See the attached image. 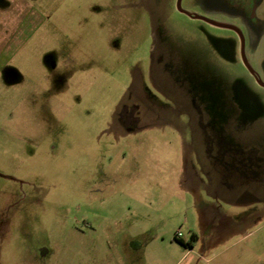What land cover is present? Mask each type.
I'll return each mask as SVG.
<instances>
[{"label":"rangeland","instance_id":"374dc122","mask_svg":"<svg viewBox=\"0 0 264 264\" xmlns=\"http://www.w3.org/2000/svg\"><path fill=\"white\" fill-rule=\"evenodd\" d=\"M175 3L0 0V264H264V204L211 211L264 202V89ZM182 5L264 80V0Z\"/></svg>","mask_w":264,"mask_h":264},{"label":"flooded vegetation","instance_id":"af4514ba","mask_svg":"<svg viewBox=\"0 0 264 264\" xmlns=\"http://www.w3.org/2000/svg\"><path fill=\"white\" fill-rule=\"evenodd\" d=\"M222 3L226 6V9H229V10H233L235 12H237L239 15H241L247 22H248V26H249V29L253 28L255 29V31H258L261 29V22L260 20L258 19L257 17V10H258V7H259V3L261 0H221ZM177 3H178V0H176V9L178 10L177 8ZM182 4H183V0H182ZM182 8H183V5H182ZM184 9V8H183ZM185 10V9H184ZM186 11V10H185ZM178 12H180L178 10ZM182 13V12H180ZM191 13V12H190ZM184 14V13H182ZM194 14V13H192ZM186 15V14H184ZM199 15V14H197ZM188 16V15H186ZM189 17V16H188ZM191 18V17H190ZM194 19V18H192ZM199 20V19H198ZM203 21V20H202ZM216 21V20H215ZM205 22V21H204ZM207 23V22H206ZM224 23V22H223ZM209 24V23H208ZM211 25V24H210ZM233 25V24H231ZM213 26V25H212ZM233 26H236L237 28H239V30L242 32V35L244 37V41H245V45H244V51H245V55H246V58H247V54H246V43H247V38H246V32H244L240 26L238 25H233ZM234 31V30H232ZM238 37H239V40H240V53H241V59H242V63L244 64L243 62V55H242V39H241V36L236 32L234 31ZM248 62H249V59L247 58ZM249 64L251 65V63L249 62ZM245 66V64H244ZM252 66V65H251ZM246 70L249 72L250 76L254 79V81L257 83L258 86H260L261 88L264 89L263 86H261L259 83H258V80L257 79H260L263 83H264V80L261 78V75L260 73L252 66V68L254 69L255 71V74L256 76H254L248 69L247 67L245 66ZM124 112H129L127 109H124L123 110ZM135 121V117L131 120H120V122L122 123H125L127 122L128 124H130L129 122H132V121Z\"/></svg>","mask_w":264,"mask_h":264},{"label":"crops","instance_id":"0c3cea01","mask_svg":"<svg viewBox=\"0 0 264 264\" xmlns=\"http://www.w3.org/2000/svg\"><path fill=\"white\" fill-rule=\"evenodd\" d=\"M226 185L220 184L219 186H216L213 188L212 192L214 195L219 196V198L225 200L226 202H221L223 204H226L230 207H239L241 208V211L243 212L241 217H236L235 214L229 212V211H224L223 207L220 205V202H216L219 204L218 207H215V209H211V211L214 213V215H218L219 218L226 219L228 222V229H237L240 231L244 226H247L248 224L252 226V224L255 222V216L253 215V205L255 203H261L264 204V202H237V201H231V194L229 189H225ZM212 205L214 204L213 202H210ZM249 213V215H248ZM258 213V212H257ZM261 215L263 217V213L258 214L256 218H259L258 216ZM237 231V232H238ZM233 233V232H232ZM236 233V232H235Z\"/></svg>","mask_w":264,"mask_h":264},{"label":"water","instance_id":"95a60500","mask_svg":"<svg viewBox=\"0 0 264 264\" xmlns=\"http://www.w3.org/2000/svg\"><path fill=\"white\" fill-rule=\"evenodd\" d=\"M177 8L180 12L188 15L189 17L191 18H194V19H199V20H203L215 27H219V28H225V29H229V30H234L236 31L240 36H241V39H242V55H243V62L245 64V66L247 67V69L254 75L256 76L255 74V71L254 69L252 68V66L249 64L247 58H246V55H245V51H244V45H245V41H244V37L242 35V32L239 30V28H237L236 26H233L231 24H227V23H223V22H219V21H215V20H212V19H209L207 17H204V16H201V15H197V14H192L188 11H185L183 8H182V0H178V3H177ZM258 80V83L264 87V83L260 80V79H257Z\"/></svg>","mask_w":264,"mask_h":264},{"label":"trees","instance_id":"16d2710c","mask_svg":"<svg viewBox=\"0 0 264 264\" xmlns=\"http://www.w3.org/2000/svg\"><path fill=\"white\" fill-rule=\"evenodd\" d=\"M177 241H179L180 243H182V244H185L182 240H178L177 238H175Z\"/></svg>","mask_w":264,"mask_h":264}]
</instances>
